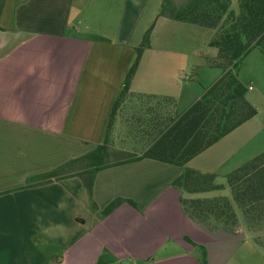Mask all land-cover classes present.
Listing matches in <instances>:
<instances>
[{
	"label": "crops",
	"instance_id": "0c3cea01",
	"mask_svg": "<svg viewBox=\"0 0 264 264\" xmlns=\"http://www.w3.org/2000/svg\"><path fill=\"white\" fill-rule=\"evenodd\" d=\"M160 2L3 0L0 264H199L203 251L206 264H244L230 251L257 248L244 233L212 230L183 211L182 191L171 184L181 165L133 156L117 146L114 153L129 151L131 157L102 164L81 159L101 143L135 46L150 24L149 44L115 120L125 103L132 111L127 113L143 117L151 102H137L149 95L172 97L180 112L221 75L222 68L207 61L203 73L215 76L207 86L201 84L198 73L187 74L182 45L190 37L154 35L155 28L184 26L157 15ZM195 49L194 54H203ZM241 60L238 78L251 91L249 81L264 76V50L254 46ZM262 94V89L245 92L257 113L186 165L217 177L263 150ZM235 132L240 143L233 148L229 142ZM258 138V148L246 152ZM117 197L122 200L103 213Z\"/></svg>",
	"mask_w": 264,
	"mask_h": 264
},
{
	"label": "trees",
	"instance_id": "16d2710c",
	"mask_svg": "<svg viewBox=\"0 0 264 264\" xmlns=\"http://www.w3.org/2000/svg\"><path fill=\"white\" fill-rule=\"evenodd\" d=\"M2 3L3 0H0V9ZM229 3L230 0H161L157 15L217 28L210 39V43L217 48V54L207 61L220 66L222 73L182 111H176L174 99L166 96L163 99L170 102L171 111L169 109L164 114L158 101L145 109L143 117L137 115L136 118L139 123L148 124L146 131L151 135V141L140 156L183 167L171 181L182 191L180 201L183 211L212 230L235 232L237 209L248 227L264 225V149L226 173L231 199L226 194L190 196L197 192L219 190L224 184L215 180L213 172L186 165L192 156L257 113L256 106L245 96L246 86L238 78L237 66L252 47L260 46L264 50V0H238V11L230 9ZM152 26L153 23L135 46L136 55L111 105L101 143L81 159L102 164L111 154L116 159L131 157L129 151L121 152V156L113 152L110 132L116 113L129 93L130 80L141 52L149 44ZM53 174L56 173H47L48 176ZM86 185L91 188L90 181ZM121 200V197L113 199L102 212H109ZM199 264H206L204 251Z\"/></svg>",
	"mask_w": 264,
	"mask_h": 264
},
{
	"label": "rangeland",
	"instance_id": "374dc122",
	"mask_svg": "<svg viewBox=\"0 0 264 264\" xmlns=\"http://www.w3.org/2000/svg\"><path fill=\"white\" fill-rule=\"evenodd\" d=\"M92 0H90L91 3ZM229 8L233 11H238V0H230ZM159 10V7H158ZM158 12V11H157ZM173 23H182V28L180 27H163L158 28V30L155 28L154 35H158L160 37H163L165 35H183V37H190V41L187 42V44H183V50L184 53V59L187 57L189 61V66L187 70V74L192 73H198V80H200L201 84H204L207 86L212 78H214L215 75H206L203 73V68L201 66L204 65V67L208 68L207 59L209 57H213L217 54V48L210 43L211 37L216 33L217 28L216 27H210V26H204V25H197L191 22H184V21H177V20H171ZM150 26V25H149ZM198 27V28H195ZM147 29V28H146ZM145 29V30H146ZM197 29V30H196ZM144 30V31H145ZM152 30V29H151ZM199 47V49L202 51L203 54L196 55L194 54L195 48ZM258 51H260L259 48H256ZM244 60H241L239 65L237 66V75L239 73L240 64L243 63ZM207 68H205L207 70ZM209 69V68H208ZM213 72H216L219 70L218 68H210ZM209 71V70H208ZM242 72H245V65L242 68ZM250 75V74H247ZM213 76V77H212ZM240 76V73H239ZM242 77L243 74H242ZM245 78V77H244ZM259 79V78H258ZM249 84H251V87H254L253 90L248 91L246 90V93H254L258 92L260 89L263 90V94L260 97V101L263 104L264 109V76H262L259 80L249 81ZM247 95V94H246ZM150 99V100H149ZM160 101L161 104V110L165 114L169 109L171 111L172 105L170 102H167L161 97H145L144 99H138V105H146V103H150L149 105L154 106L155 103H158ZM130 102L128 103V105ZM126 103L124 104L125 108L123 107V110L120 112V114L117 116L113 127L110 132V146H117L122 148H127L133 156H138L142 153L143 149L149 144L151 141V135L146 130L149 128L148 124L139 123L137 120L138 114L130 115L131 113H127L128 109L126 107ZM167 107L165 109L164 107ZM132 112V111H128ZM144 114V112H143ZM145 115V114H144ZM149 131V130H148ZM236 133V132H235ZM260 139H256L253 141L252 145L247 144L248 147L244 150L246 152H251L253 150H256L258 148V145H255V143L259 142ZM240 139L237 137V133L233 136V139H230L229 145L233 148L239 147ZM240 149L238 148V151ZM212 156V153H210ZM119 156H121L119 154ZM116 156L111 154L110 157L106 158L107 162L109 163L114 160ZM241 156H238L240 158ZM215 180L219 183L224 184V187H222L219 190H210L215 191L216 194H213L212 197L217 194H226L231 199V194L229 187L227 185L226 175H218ZM205 192H197L193 193V196H199L204 194ZM206 197V196H205ZM238 211V223L235 226L237 232L244 233L247 237L251 238L252 245H256L257 248L254 247H234V250L230 251V254H232L235 259L243 260L244 264H264V225L258 227H248L242 213L239 209ZM261 252L263 254H261ZM242 264V261H241Z\"/></svg>",
	"mask_w": 264,
	"mask_h": 264
}]
</instances>
